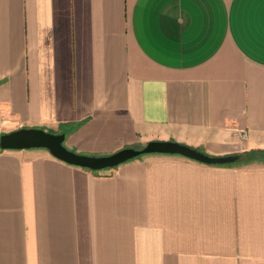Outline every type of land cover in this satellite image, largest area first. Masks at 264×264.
<instances>
[{"label":"crops","instance_id":"1","mask_svg":"<svg viewBox=\"0 0 264 264\" xmlns=\"http://www.w3.org/2000/svg\"><path fill=\"white\" fill-rule=\"evenodd\" d=\"M22 127L264 150V0H0V134ZM0 264H264V161L0 149Z\"/></svg>","mask_w":264,"mask_h":264},{"label":"water","instance_id":"2","mask_svg":"<svg viewBox=\"0 0 264 264\" xmlns=\"http://www.w3.org/2000/svg\"><path fill=\"white\" fill-rule=\"evenodd\" d=\"M65 133H53L39 127H22L0 134V149L46 148L56 158L69 164L102 170L150 153L178 154L206 164H233L241 153L210 155L190 145L172 140H152L142 148L126 147L107 155L76 152L65 145Z\"/></svg>","mask_w":264,"mask_h":264},{"label":"trees","instance_id":"3","mask_svg":"<svg viewBox=\"0 0 264 264\" xmlns=\"http://www.w3.org/2000/svg\"><path fill=\"white\" fill-rule=\"evenodd\" d=\"M253 161H264V150H255V151H249L243 153L239 163H249ZM239 163H233V164H239Z\"/></svg>","mask_w":264,"mask_h":264},{"label":"rangeland","instance_id":"4","mask_svg":"<svg viewBox=\"0 0 264 264\" xmlns=\"http://www.w3.org/2000/svg\"><path fill=\"white\" fill-rule=\"evenodd\" d=\"M3 130H6V128L5 129H3ZM5 132V131H4ZM4 132H1V133H4ZM237 163H239V162H237Z\"/></svg>","mask_w":264,"mask_h":264}]
</instances>
